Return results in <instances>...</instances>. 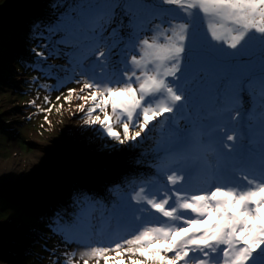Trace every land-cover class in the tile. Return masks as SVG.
Wrapping results in <instances>:
<instances>
[{"label":"snow or ice","instance_id":"1","mask_svg":"<svg viewBox=\"0 0 264 264\" xmlns=\"http://www.w3.org/2000/svg\"><path fill=\"white\" fill-rule=\"evenodd\" d=\"M49 7L22 61L38 73L29 105L51 127L64 89L101 149H141L155 170L108 204L77 192L47 225L65 247L53 264H264V0Z\"/></svg>","mask_w":264,"mask_h":264},{"label":"rangeland","instance_id":"2","mask_svg":"<svg viewBox=\"0 0 264 264\" xmlns=\"http://www.w3.org/2000/svg\"><path fill=\"white\" fill-rule=\"evenodd\" d=\"M52 2L53 0H0V175L7 169L15 174L26 172L27 160L37 154L38 150L45 148L48 155L55 158V164L63 169V173L57 178L61 177L65 181L70 193L64 203L34 204L28 203L24 197L7 194L4 189H8V183L0 186V199L8 196L11 198L8 203L11 209L7 208V203L0 201V264H53L56 256L52 252L62 254L65 251L59 238H53L52 233L47 230L54 214L64 208H73V198L77 192H86L104 204L116 198L111 191L113 187L101 186L108 194L106 197L101 192H91L79 182H70V178L75 175V178L79 177L81 180L82 175L78 173L91 175L94 181L102 184L101 178H95L101 174L96 173L97 169L93 166L98 163L102 166L101 160L107 158L113 161V157H121L116 154H132L128 150L113 152L101 149V141L93 140L91 130L81 127L83 113L72 114L80 101L74 100L71 110L63 99L56 101V96L64 92V89L51 93L52 102L57 107L64 105L59 113L54 108L48 114L51 127L45 123V114L29 105L28 102L35 99L37 94V85L29 82L38 73L26 70L22 61L32 60L29 49L34 46L35 41L29 38L31 25L50 17L52 10L49 5ZM67 2L73 3L75 0ZM50 62L65 63L61 59ZM67 87L77 85L68 84ZM46 94L40 90L37 104H42ZM42 106L48 107L47 104ZM184 124L185 121L181 120L180 125ZM123 147L126 149V146ZM134 150L139 154L141 152V149ZM149 155L147 159L152 162V155ZM107 169L98 170L107 174ZM70 175L73 177H69ZM137 176H154V173L149 171L142 174L136 171L127 181ZM18 228H24L28 233L20 232Z\"/></svg>","mask_w":264,"mask_h":264},{"label":"bare ground","instance_id":"3","mask_svg":"<svg viewBox=\"0 0 264 264\" xmlns=\"http://www.w3.org/2000/svg\"><path fill=\"white\" fill-rule=\"evenodd\" d=\"M45 150V148L42 149V151L38 150L39 152L41 151V153L38 152L41 154L40 156L38 153L33 154L27 160V167L23 166L26 167V172L21 171L15 174L13 171L7 169L6 172L0 175V186H3L4 183H8V189H4L7 194L12 193V195L17 196L18 198L24 197L28 203L34 204L51 202L60 204L67 201L70 190L66 188L65 181L61 177L57 178V176L63 173V169H60V165L58 166V164H55V158L49 156V153ZM129 152L132 154H116V156L121 157L116 159L113 157V161H110L111 159L107 158V160H101L102 166H100L99 163L97 166H93L97 169L96 173L101 174L100 177L96 175L95 178H101L102 184L101 182L99 184L97 181H94V178L91 177V175L88 176L80 173H78V175H82L81 180L78 179L79 177L75 178L74 175V178H70V182H79L81 185L86 186V188L91 192H101L103 196L107 197L108 194L101 186H103V188L107 186H109V188L113 187L112 189H114L117 185L123 187L125 182H127L128 177L132 176V174L136 173V171L141 172L142 174L149 171L153 173L155 172V170L148 167L143 160L140 164L135 162L137 159H142L138 151L132 150ZM149 156L150 155L147 154L146 159ZM147 161L151 163L148 159ZM105 168H108L106 170L109 171L107 174L98 170ZM76 169L78 170L79 168ZM93 174L95 175V173ZM69 177H73V175H70ZM28 194L31 195L28 196ZM9 199H11L10 196L7 198H1L0 201L7 203V208L9 207V209H11L8 204L11 202ZM18 230L20 232H27L24 228H18Z\"/></svg>","mask_w":264,"mask_h":264}]
</instances>
